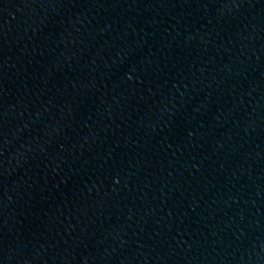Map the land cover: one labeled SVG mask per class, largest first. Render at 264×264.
Listing matches in <instances>:
<instances>
[{
    "label": "water",
    "instance_id": "obj_1",
    "mask_svg": "<svg viewBox=\"0 0 264 264\" xmlns=\"http://www.w3.org/2000/svg\"><path fill=\"white\" fill-rule=\"evenodd\" d=\"M0 264H264V0H0Z\"/></svg>",
    "mask_w": 264,
    "mask_h": 264
}]
</instances>
